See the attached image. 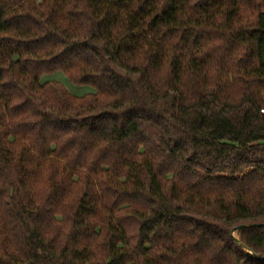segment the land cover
<instances>
[{"label": "trees", "instance_id": "obj_1", "mask_svg": "<svg viewBox=\"0 0 264 264\" xmlns=\"http://www.w3.org/2000/svg\"><path fill=\"white\" fill-rule=\"evenodd\" d=\"M263 5L0 0V264H264Z\"/></svg>", "mask_w": 264, "mask_h": 264}, {"label": "rangeland", "instance_id": "obj_2", "mask_svg": "<svg viewBox=\"0 0 264 264\" xmlns=\"http://www.w3.org/2000/svg\"><path fill=\"white\" fill-rule=\"evenodd\" d=\"M262 10L264 11V5H263ZM50 80L59 82L68 91L69 94L76 96V97H83V96L95 93V91L90 87L76 86L72 84L61 73H56L51 76H45L42 81L46 82Z\"/></svg>", "mask_w": 264, "mask_h": 264}, {"label": "water", "instance_id": "obj_3", "mask_svg": "<svg viewBox=\"0 0 264 264\" xmlns=\"http://www.w3.org/2000/svg\"><path fill=\"white\" fill-rule=\"evenodd\" d=\"M244 228H247V226L239 227L237 230L244 229Z\"/></svg>", "mask_w": 264, "mask_h": 264}]
</instances>
